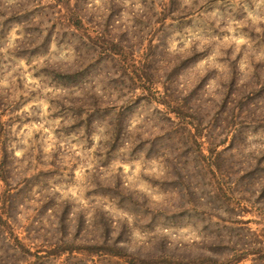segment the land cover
Wrapping results in <instances>:
<instances>
[{
  "label": "rangeland",
  "instance_id": "374dc122",
  "mask_svg": "<svg viewBox=\"0 0 264 264\" xmlns=\"http://www.w3.org/2000/svg\"><path fill=\"white\" fill-rule=\"evenodd\" d=\"M68 2L84 28L60 1L0 0V131L17 179L34 174L13 191L16 231L70 249L47 264H133L105 253L110 226L149 264H264V171L231 174L264 167V0ZM75 67V87L46 74ZM234 136L227 175L197 157Z\"/></svg>",
  "mask_w": 264,
  "mask_h": 264
},
{
  "label": "trees",
  "instance_id": "16d2710c",
  "mask_svg": "<svg viewBox=\"0 0 264 264\" xmlns=\"http://www.w3.org/2000/svg\"><path fill=\"white\" fill-rule=\"evenodd\" d=\"M57 1L64 3V8H66L67 10L70 11V15H68V16H72V15L74 16V21L72 20L71 23L69 22L70 23L69 26L74 27L76 25V26L80 27L81 29L84 28L83 18L81 17V13H80V12L85 10L84 8L82 9L83 5H79V3L77 2L75 6H71V4H70V2H68V0H65V1L64 0H57ZM62 1H64V2H62ZM41 5H42V7H45V5H43L42 3H41ZM51 5H52V3H51ZM25 6H31V5L27 4ZM44 9H46V8H44ZM22 10H23V12H25V11L30 12L31 15H33V17L38 15L36 10L31 11L30 8H28V7L26 9H22ZM21 11H19V12H21ZM75 15H76V18H75ZM78 27H74V28L78 29ZM88 36L90 37V35H88ZM191 53H192V56L190 58H187V59L189 62L194 63L195 61H197L199 55L197 57L194 56V55H196V53L194 52V49L191 50ZM64 72H61V70H59V69H52V70L46 72V74L50 75L55 80L60 79L61 81H63V86L68 87V88L75 87L76 85H78L81 81L80 78L83 77V75H84L81 72V67H75L72 70H68L66 73H64ZM150 82L151 81H149L148 83H150ZM148 83H146L145 86L148 88V90H147L148 92H152V90H153V92H154L153 96H157V93L162 94V91L156 89V87L154 85L152 86V85H149ZM164 95H165V97H164ZM164 95L162 94L161 96H163V97L158 98V100H162V101H158L161 104L169 103V101H167V99L170 98V95H168V93L164 94ZM142 98H145V97H142ZM154 98L155 99H153V100H157V97H154ZM131 102H133V99ZM113 103H115V104L120 103V105H122L121 106L122 108L128 107L130 105V101L128 102L126 99H117L114 101H113V99H111V101H107V104H108L107 107H111L113 109L114 108L116 109L117 105H112ZM223 110H225V109H223ZM95 113H96V111L92 110L88 114V116L92 117ZM231 117H234V116L232 115ZM238 118H241V114L238 115ZM167 120L172 122V120L169 117H167ZM253 122H255V121H253ZM1 127H3L2 123H0V128ZM2 134H3V131H0V264H47L50 261V259H49L50 257L55 258V257H58L59 255H61L63 252H66V251L71 252V251L67 247L65 248V246L63 247L61 245H57L55 242L54 247L52 248L51 253H50V252H48L50 249L48 251L45 250V246L37 247L35 245L36 243H33V241L31 242V239L39 238V237L33 236L31 231H29L27 229L23 230L22 232H25V235L23 233H20V231H16V229L18 227L20 229H23L25 227L23 225L17 226L19 212L16 211V209L14 207V201L15 200H14V196H13L14 195L13 191H28V190H26L25 187L23 189V186L27 185V184H25V181H28V179L33 177L34 174L32 173V175H30V176L24 174L17 179L16 176L20 175L21 172L18 171L16 166H14V162L19 160V159L15 155L14 151H12V148L9 149V146L6 145L5 140H3ZM228 134H229L228 129H226V128L222 129L221 135H224V136L227 135L228 136ZM173 137H174V135L172 136V138ZM235 137L236 136L232 137V140L226 146H224L226 143V139H224V138L222 139L220 137L217 139L218 141H216L215 139H211L210 137H208L206 139L207 142H209V144H210L209 148L207 149L208 155L206 156L204 151H201L200 149H198L199 156H197V157H201L203 159L209 160V159H213V157L216 156L214 158V162L213 161H212L213 163L211 162L212 165H214V167H216L218 169L220 174L224 175L226 173V175H227L228 169L230 167H228V166L225 167L224 164H223V166H222V164H219L220 161L223 159L220 157H223L224 155L227 154L225 152L226 150H231L232 152L237 151V146L234 144ZM1 140L3 142H1ZM169 140H171V139H169ZM219 146H224V147H223V149H221L220 152L215 154L214 149L219 147ZM215 159H216V162H215ZM211 163H210V166H211ZM242 164L245 166V169H240L239 171H233L231 169V174L233 172V174L236 175L238 173L240 174L241 173L240 171H244V173L254 175L255 173H258V171H260V172L264 171V167H260L261 162H256L254 164H253V162L242 163ZM180 165H186V164L183 163ZM198 165L199 164H197L196 167ZM166 166L168 168H170V166H168V165H166ZM181 169L183 171L184 166H182ZM185 169H186V171L188 170L187 168H185ZM160 184L161 183H159L157 181L156 185L159 186ZM116 186H117V184H116ZM207 191H213V190L208 189ZM166 210L167 209H158V213L156 216L157 221H158L159 217H162L164 220L170 221L171 219L172 220L176 219L178 217V215L182 216L179 213L177 214V213H174L173 211L167 212ZM215 212H216V210L215 211L210 210L208 212L203 211V214H205L209 219H212V218L217 217ZM171 222L173 224V221H171ZM233 224H235V223L231 222L230 225H227L223 229H230V227ZM217 226L218 225H216V227ZM109 229H110L109 231L111 233H114L117 236L110 243V245L114 249H111L109 247L108 249H106V252H105L106 254H110L113 256H120V257H122L121 255H123V256L130 255V256H133V258L131 259V261H133V264H149V263L145 262L146 258L143 257V255H141L142 249L136 248V247H134V248L131 247L129 244V240L124 239L122 237L123 234H125L123 229H122L123 232H118L117 231L118 228L113 227V226H110ZM95 246H96V244L94 245V247ZM209 249H212V248L210 247ZM206 250H207V248H206ZM211 252L214 253L215 249H214V251H211ZM260 258H264V253H262V255H260Z\"/></svg>",
  "mask_w": 264,
  "mask_h": 264
}]
</instances>
